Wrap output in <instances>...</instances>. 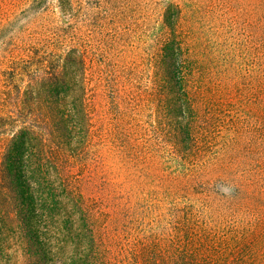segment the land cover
I'll return each instance as SVG.
<instances>
[{
	"label": "trees",
	"instance_id": "16d2710c",
	"mask_svg": "<svg viewBox=\"0 0 264 264\" xmlns=\"http://www.w3.org/2000/svg\"><path fill=\"white\" fill-rule=\"evenodd\" d=\"M69 5L59 0L63 15ZM262 27L264 38V11ZM162 29L142 103L157 117L153 133L139 137L137 124L133 132L127 123L141 97L123 86L107 95L109 141L135 160L136 173L108 172L93 154L98 128L80 46L30 56L8 73L0 264H264V189L248 195L245 183L199 180L218 142L205 114L220 97L243 102L264 129V65L260 73L230 65L220 90L213 68L183 39L179 6H165ZM152 156L169 165L163 191L131 176Z\"/></svg>",
	"mask_w": 264,
	"mask_h": 264
},
{
	"label": "rangeland",
	"instance_id": "374dc122",
	"mask_svg": "<svg viewBox=\"0 0 264 264\" xmlns=\"http://www.w3.org/2000/svg\"><path fill=\"white\" fill-rule=\"evenodd\" d=\"M69 1L68 14L63 15L59 0H0V117L10 108L3 95L11 84L8 73L20 61L80 46L88 58L90 101L98 128L93 154L114 174L137 171L135 160L124 159L120 148L109 141L113 114L108 111L107 95L111 97V92H119L117 88L123 86L136 100L141 97L131 104L127 123L133 132L137 124L139 137L153 133L149 130L157 125V117L152 104L142 103L146 89L152 86L153 60L165 39V6L174 4L182 10L183 39L196 57L213 68L220 90L228 84L230 65H237L242 72L254 66L258 73L264 65V0ZM222 98L212 106L210 115L205 114L212 118L218 142L199 180L232 186L245 183L252 186L246 188L249 195L254 188L264 189V129L243 102L235 98L226 103ZM8 126L9 122L0 120V160L9 137ZM166 162L152 156L138 164V173L131 176L143 180L146 190L159 186L163 191L169 177ZM220 190L228 192L226 187ZM259 197L264 199V193Z\"/></svg>",
	"mask_w": 264,
	"mask_h": 264
}]
</instances>
